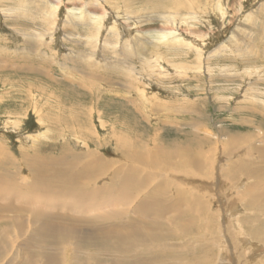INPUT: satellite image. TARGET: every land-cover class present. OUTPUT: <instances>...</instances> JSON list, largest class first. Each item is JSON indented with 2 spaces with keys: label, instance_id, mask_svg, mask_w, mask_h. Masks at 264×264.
Wrapping results in <instances>:
<instances>
[{
  "label": "rangeland",
  "instance_id": "1",
  "mask_svg": "<svg viewBox=\"0 0 264 264\" xmlns=\"http://www.w3.org/2000/svg\"><path fill=\"white\" fill-rule=\"evenodd\" d=\"M69 110L80 115L86 132H74V126L57 121L58 114L63 117ZM125 122L131 126L128 132L123 131ZM115 131L137 135V152H122ZM233 137L238 140L234 147ZM0 144L16 156L21 151L32 154L35 148L41 155L67 153V163L77 174L98 155L109 163L107 173L84 180L83 197L68 191L63 197L42 193L49 204H57L55 209L47 206L51 214L43 221L78 230L59 248L73 253L70 264H90L92 255L97 264H134L128 249H118L113 233L122 231L115 230L119 224H134L137 216L148 217L154 232L168 234L166 241L156 238L147 246L152 251L143 255L149 264H192L183 251L199 246L193 239L201 232L196 226L179 232L180 211L196 208L184 191L203 199L197 209L204 214L202 204L209 202L216 239L220 236L223 252L232 253L229 229L248 234L253 223L264 220V212L256 215L245 198L255 178L243 173L235 177L231 170L234 164L264 170V0H0ZM159 146L186 147V154L199 156L205 167L160 161L147 167L150 153ZM26 168L15 174L27 177L25 183L17 180L14 188L0 191V217L8 216L2 210L7 201L18 205L35 193L29 191L33 180ZM132 170L147 191L115 204L124 199L116 191L119 182ZM185 174L188 180L180 184ZM163 187L166 193L160 191ZM35 194V200L41 197ZM94 197L99 204L89 206ZM160 207L165 216L156 214ZM23 211L9 215L29 220V212ZM41 224H33L6 259L0 253V264H22L27 255L37 258V264L58 258L57 253L36 250L42 244L37 235ZM80 232L93 244L100 232L107 233L106 241H98L106 246L79 251ZM260 246L247 243L252 250ZM154 251L158 257L152 256ZM203 253L199 249L195 261Z\"/></svg>",
  "mask_w": 264,
  "mask_h": 264
},
{
  "label": "bare ground",
  "instance_id": "2",
  "mask_svg": "<svg viewBox=\"0 0 264 264\" xmlns=\"http://www.w3.org/2000/svg\"><path fill=\"white\" fill-rule=\"evenodd\" d=\"M96 89H98V87ZM87 111H89V109ZM89 114L90 113H88L87 115ZM79 117L80 115H78L77 112L73 113L71 111V112H68L67 114V111H66L65 116L62 117V115L58 114L56 119H58L57 121H59V123L67 122L69 126H74L72 127L74 132L75 131H78L79 133L86 132L85 131L86 128L82 129L85 126V123ZM59 123L57 122V127ZM127 124L126 122L123 124V127L125 128L123 129V131H127V132L130 131L131 126ZM131 132L124 133L121 131V133L119 132L120 134H116V137H115L119 143L118 147L119 145H121L120 147L122 150L121 149L120 150L127 155H131L134 151H136L135 149H133V147L139 144L137 135L135 138L134 137L135 134ZM231 140L232 141L230 143H236V144H231L232 147L238 145L237 143L238 140L235 137H233ZM185 148L186 147H183V148L180 147L175 150L174 149L169 150V149H164L163 147L159 146L157 147L156 151L150 153V159L148 160L147 167H157L159 166L158 161H160L161 163L173 162L174 164L190 163L192 167L193 166L196 167V170H202L201 168L205 166L204 164H200L201 163L199 159L200 157L196 155H192V156L187 155ZM19 153L20 154L16 156L15 154H12L10 151H8L2 144H0V191L4 193L7 190V188L9 187L14 188L17 185V180H20L22 183H25V181H27V177L20 176L19 174L15 175L17 174V171L19 170V168L22 166V168L27 167L26 169L27 171H29V178L31 176L30 179L33 180V181H30L32 183H30L29 188H31V184H32V189H30L29 191H35V193H41V197L35 200V196H36L35 193H32L31 196L27 194L26 199L25 200L21 199L18 205H16L13 201H7V205H5V207H2V210L5 213H7L8 216L4 215L0 217V253L1 254L4 253L5 259H6L7 253L9 251H11L16 246L17 247L19 245L21 246L22 242L20 240L21 243H19L18 240L24 235L27 236V233L29 232L28 230L31 228V226L33 224H37L38 222L42 221V224L39 228V234H37L42 244L36 245L37 247H39L36 250L42 253L52 252V253L59 254L58 258L56 257L53 258L51 264H70L69 256L72 255L73 253H69L67 250H64L62 252V250L59 248H61V246L63 245V242L67 240V237L69 235L70 237L73 236V234L77 233L78 230H75L69 226L68 227L66 226L64 228H59L57 226H54L52 222L45 223L43 221V218L49 217V214H51L48 212V207L49 208L51 207L50 209H55L57 207V204H49L51 203V200H45L44 199L45 197L43 198L42 193L48 192L50 196L54 195L52 193H57L58 195H60V197H63L62 193H66V191H68V193L71 192V194L83 193L81 194V196L83 197L84 192L80 188L83 187L84 180H86L87 178H88L87 180H89L99 174L107 173L109 171V167H108L109 163L108 162L104 163L103 157L98 155V157H95L93 159V162H90L87 167L80 170L81 171L80 174H77L76 167L72 166V164H70L69 161L67 163V160H68L67 153H62V154L55 153L53 155H50V154L41 155L39 151H37V148H35L32 154L26 151L24 152L21 151ZM72 153L73 152H71V154ZM261 156L262 158H264V148H262ZM212 161H213V158H210L209 162L205 161V163L207 162L206 163L207 167L209 166L208 163L210 164V166L212 165ZM158 168H164V167L160 166ZM231 168H232L231 170L234 173L235 177H238L239 176L238 174L242 176V173H243L245 176H248V174H251L249 176L255 178V181H253L252 184H248V193L245 195V198H246L247 204L254 205L255 208L257 209L256 215L262 214L264 212L263 211L264 210V182L262 180L264 179V176L263 178H261L260 176L262 173L264 174V170L257 169L256 167H253V168L239 167L236 164H234V166ZM83 171L84 173L81 174ZM132 171L133 172L126 171L125 172L126 175L124 179H122L119 182L120 187L117 188L116 191L119 193L118 195L123 196L124 199L115 200L114 201L115 204L122 205L123 202L125 204L124 200H128L129 198L133 196H136V198H138L144 193L143 190L145 188H142L145 186L142 183L143 180H141V178L139 177V175L136 173L135 170H132ZM159 171H162V170H159ZM181 171H183L182 168H181ZM187 171H194L196 173V171L193 169H186L184 172L187 173ZM115 175H117V172L113 173V177H115ZM197 176L196 177L199 178V175ZM153 177L154 175L151 174V178ZM184 179L185 181H182L181 178H179L178 182H180V184L181 183L185 184L184 182L188 180L187 174L184 175ZM259 180H261L260 183H259ZM198 184H201V182ZM206 185H209V183L207 182ZM171 186L172 188L170 189V191H173L174 185H171ZM67 188H70L71 191H69ZM209 188L211 189V187ZM100 190L102 191V189H99L97 192H99ZM103 190L107 191L105 188H103ZM144 191H147V189ZM160 191H162L163 193H166L167 188L163 187L161 188ZM174 191L181 193L179 192L181 191L179 189H175ZM181 194L189 202L191 203L195 202L194 204L196 205V208H192L184 212L183 210L180 211L179 221L183 224L179 232L187 233L192 229V227H195V226H196V231L201 232L200 237L195 236L193 239L195 242H197V244H199V246H197L196 249H191V248L184 249L183 252H184L186 261L191 262L192 264H231L230 262L232 259V262H234L232 264H264V254H262V252L259 251L260 249L262 251L264 250V220L262 221L261 224L260 223L258 224L256 222L254 225L253 223V226L248 234H246L245 232L242 233L240 232V230H237V229L235 230L229 229L230 231L228 233L229 234L228 236L231 239L230 245L233 246V252L231 253V250L229 251L228 249L226 250L227 252H223L222 245H221L222 241H221L220 236L219 238L216 239V233L214 230L217 227L216 223H212L210 220V218L213 216H211L212 215L211 211L209 212V209H208L209 202L206 201V203L204 202L202 204V209L206 211L204 214L201 209L199 208L197 209L198 205L202 203L201 201H203V199L201 201L197 200V198L194 199L195 198L194 195H190L189 191H184V193H181ZM237 194H241L240 191H238ZM203 195L205 196V194ZM240 196H239V199H240ZM242 196L244 197V195ZM140 202L136 204H139ZM91 204L97 205L99 204V202L94 197L91 199V203L88 205L90 206ZM132 204L133 202L131 201V205ZM61 206H62L61 209L67 211V208L65 207V205H61ZM25 207H27V209H25ZM143 209H145L149 213H152L150 212L151 209L149 206H145L143 207ZM173 209L174 207L172 208V210ZM22 210H24L23 212H29L28 213L29 220L26 219L27 222L25 218L23 217V215L21 216V218H18V217L14 218L13 216L9 215L10 212H19ZM155 212L157 215H160V216L166 215L165 210H163L161 207L159 208V211L156 210ZM123 213L124 211L121 210V214ZM194 215H197V216H194ZM107 216L112 217V215L110 214H107L104 217H107ZM231 220L233 221L235 220L236 223L239 224L238 223L239 221H237L236 218L235 219L232 218ZM259 220L261 221V219ZM80 221L88 222L89 220H85V218H83V219H80ZM244 222L250 224L252 221L245 219ZM152 224H153L152 221L149 220L148 217L137 216L136 220L134 221V224L123 223V224L117 225L115 228V230H122L117 233H113L115 236V240H116L115 243L118 249H120L123 253H125L126 250L128 249L129 252L126 254L129 257L134 258V264H149L150 261H147V260H149L150 258L148 256L143 255L146 251L147 252L152 251L147 246H149L150 243H154V239L156 238H158L160 242L163 240L166 241V237L168 234L154 232L153 230L149 229L148 227ZM257 224L261 226L258 227L256 226ZM160 225L162 228L163 227L162 223ZM23 227H27V229L25 231L20 230ZM14 228H18V230H14ZM228 228L226 229V231H228ZM203 229L205 230L204 232H203ZM217 230L218 232L220 231L219 229ZM100 233L101 235L95 236L97 237L95 238L97 240V244H93L91 240L83 239L84 232H80L81 239H80V242H78V245L76 246V248L79 251H84V250L86 251L87 247H94L97 245L101 247H105L106 245L103 244L104 242H98V241L99 240L106 241V239L108 238V235L107 233H103V232H100ZM89 237H85V238H89ZM211 237H212V240L210 239ZM10 238H11V241H10ZM198 238H201V239H198ZM249 241H253V242L256 241V243L260 244L261 246L257 247L256 250H252L250 247H247V243ZM139 244L144 245V247L139 246ZM8 246H9V249H7ZM203 246H204V249H202ZM219 247L221 250L220 251L216 250V248H219ZM156 248L157 247H153V250H155ZM199 249L204 250V253L201 255H198V254L195 255L197 256L196 260H198V261H195L194 254H196ZM154 252L155 254H152V256L158 257V254L156 253V251ZM18 255L16 257H19ZM0 256H2L1 258H3V255H0ZM190 256H192V259ZM92 257L94 261H89V260L84 261L83 259L84 263L89 261L90 264H97L98 261L95 259V256L92 255ZM25 260L26 262H28V264H37L35 262L37 258H35L32 255L31 256L27 255ZM25 260H23V263L25 262ZM236 260L238 263L236 262ZM116 263L117 261H115V264ZM163 264H169V263L163 262Z\"/></svg>",
  "mask_w": 264,
  "mask_h": 264
}]
</instances>
